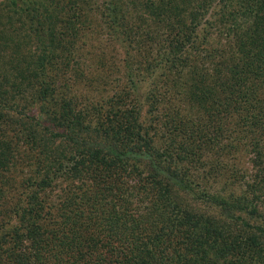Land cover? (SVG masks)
I'll list each match as a JSON object with an SVG mask.
<instances>
[{
  "label": "trees",
  "instance_id": "trees-1",
  "mask_svg": "<svg viewBox=\"0 0 264 264\" xmlns=\"http://www.w3.org/2000/svg\"><path fill=\"white\" fill-rule=\"evenodd\" d=\"M0 264H264V0H0Z\"/></svg>",
  "mask_w": 264,
  "mask_h": 264
}]
</instances>
